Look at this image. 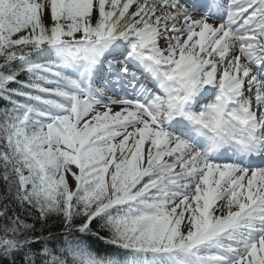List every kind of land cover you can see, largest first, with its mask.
Listing matches in <instances>:
<instances>
[{
  "label": "snow or ice",
  "instance_id": "6c2138e0",
  "mask_svg": "<svg viewBox=\"0 0 264 264\" xmlns=\"http://www.w3.org/2000/svg\"><path fill=\"white\" fill-rule=\"evenodd\" d=\"M0 264H264V0H0Z\"/></svg>",
  "mask_w": 264,
  "mask_h": 264
},
{
  "label": "trees",
  "instance_id": "16d2710c",
  "mask_svg": "<svg viewBox=\"0 0 264 264\" xmlns=\"http://www.w3.org/2000/svg\"><path fill=\"white\" fill-rule=\"evenodd\" d=\"M60 242L62 243L63 242V236H60ZM93 243H94V246L98 249H101L103 250L104 248H106L107 246L103 244V242L101 241H96L95 238H93ZM53 244H56L55 241H53ZM57 247L59 246L58 244L56 245Z\"/></svg>",
  "mask_w": 264,
  "mask_h": 264
}]
</instances>
